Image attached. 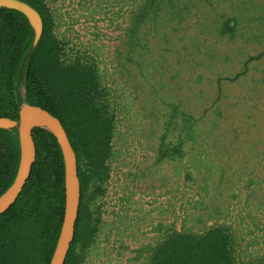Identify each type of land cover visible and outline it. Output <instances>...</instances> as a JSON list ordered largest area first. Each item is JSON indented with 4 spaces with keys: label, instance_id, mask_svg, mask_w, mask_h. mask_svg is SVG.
I'll use <instances>...</instances> for the list:
<instances>
[{
    "label": "trees",
    "instance_id": "obj_1",
    "mask_svg": "<svg viewBox=\"0 0 264 264\" xmlns=\"http://www.w3.org/2000/svg\"><path fill=\"white\" fill-rule=\"evenodd\" d=\"M22 1L40 14L43 30L19 74L17 66L30 47L32 32L22 13L0 9V117L17 120L20 106L29 103L60 120L77 158L80 182L74 235L64 264H81L84 250L94 242L100 224L91 202L103 195V184L109 178L116 113L95 57L72 48L57 36L49 0ZM125 2L129 14L123 29L129 52L149 50L150 39L158 37L161 49L174 51V57L180 55V50L192 51L197 46L213 48L222 67L221 72L207 79L204 100H198L200 116L194 118L186 111L180 132L184 138L179 137L170 146L161 136L157 159L183 157L185 140H193L195 124L208 114V125L203 131L208 134L206 141L229 145V157L233 154L232 145H242L248 154L253 151L254 158L263 159L259 168H264V72L259 73L264 64V46H260L264 40V0ZM228 11L225 16L223 13ZM247 11L250 14L243 21L241 14ZM199 24L212 31L211 40L198 38ZM238 85L249 89L253 97L246 99L248 94L242 91L233 102L221 100L225 89ZM221 103L226 107L222 109ZM233 108L236 111L231 124H223L225 117L230 120ZM32 138L36 157L29 178L15 202L0 214V264H49L61 228L65 198L61 150L46 129L34 128ZM18 163L16 131L0 129V194L12 183ZM241 168L237 173L245 175L248 187L264 183V175H259L257 167ZM216 169L218 182L232 185L229 175ZM236 240L225 223L210 225L197 233L174 229L154 244L142 246L146 254L143 264H239ZM247 264H264V259L257 257Z\"/></svg>",
    "mask_w": 264,
    "mask_h": 264
},
{
    "label": "rangeland",
    "instance_id": "obj_2",
    "mask_svg": "<svg viewBox=\"0 0 264 264\" xmlns=\"http://www.w3.org/2000/svg\"><path fill=\"white\" fill-rule=\"evenodd\" d=\"M49 4L57 36L95 57L116 113L109 178L103 195L91 202L100 224L81 264H143L142 246L174 229L197 233L216 223L229 225L237 236L239 264L264 259V183L248 187L245 175L237 173L247 165L264 175V168H259L263 159L239 144L232 145L229 157V145L206 141L208 114L195 124L193 140H185L183 157L157 159L160 137L173 146L182 136L185 112L200 116L198 100H204L207 79L222 70L214 49L197 46L174 57V51H163L160 39L154 37L149 50L129 52L123 29L129 14L125 0H49ZM249 14H241L243 21ZM197 33L200 39L212 38L206 25H200ZM259 69L264 72V64ZM242 91L248 94L246 99L254 95L238 85L225 89L221 100L233 102ZM235 111L231 109L230 120L225 117L223 124H231ZM216 168L229 175L232 185L218 182Z\"/></svg>",
    "mask_w": 264,
    "mask_h": 264
},
{
    "label": "water",
    "instance_id": "obj_3",
    "mask_svg": "<svg viewBox=\"0 0 264 264\" xmlns=\"http://www.w3.org/2000/svg\"><path fill=\"white\" fill-rule=\"evenodd\" d=\"M0 9H11L22 13L30 26L32 40L28 51L23 55L18 67L21 74L24 63L35 50L43 30L40 14L22 0H0ZM49 131L60 147L64 163V213L56 245L49 264H64V260L74 235L75 221L80 203V182L77 173V158L68 140L60 120L46 109L23 103L18 112V119L0 117V129L15 130L19 143V163L12 183L0 194V214L6 211L17 199L29 178L36 157L32 138L34 128Z\"/></svg>",
    "mask_w": 264,
    "mask_h": 264
}]
</instances>
